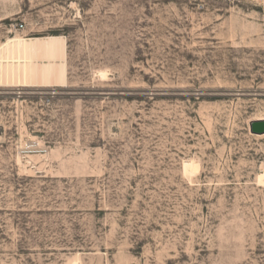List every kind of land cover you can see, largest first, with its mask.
Returning <instances> with one entry per match:
<instances>
[{
  "label": "rangeland",
  "instance_id": "obj_1",
  "mask_svg": "<svg viewBox=\"0 0 264 264\" xmlns=\"http://www.w3.org/2000/svg\"><path fill=\"white\" fill-rule=\"evenodd\" d=\"M0 18V57L22 60L0 86V264H264V6L0 0ZM35 67L66 80L17 79Z\"/></svg>",
  "mask_w": 264,
  "mask_h": 264
},
{
  "label": "bare ground",
  "instance_id": "obj_2",
  "mask_svg": "<svg viewBox=\"0 0 264 264\" xmlns=\"http://www.w3.org/2000/svg\"><path fill=\"white\" fill-rule=\"evenodd\" d=\"M3 45V44H2ZM7 45V44H6ZM48 46V45H47ZM54 46V45H53ZM48 50H50V53H53V50H54V47L52 48V46H48L47 47ZM3 48H0V54H1V50ZM47 50V49H46ZM46 52V51H45ZM49 52V51H48ZM14 53V52H13ZM41 53V51H40ZM3 54V53H2ZM13 55V54H12ZM39 55V54H38ZM47 55V54H46ZM57 55V54H56ZM60 55V54H59ZM2 56V55H1ZM18 56V55H17ZM12 57V56H11ZM39 57V56H38ZM13 58V57H12ZM49 58V57H48ZM2 59V60H1ZM7 59V57H6ZM43 59V58H41ZM50 59V58H49ZM48 59V60H49ZM21 63L22 60H15V59H12L11 61L10 60H3V58L0 57V64L1 66V71H0V86H1V83L5 80V82L7 83H11V82H14V79H15V72H14V63ZM3 63H8L7 65H3ZM10 63H13L10 65ZM51 66V65H50ZM20 68V65L18 66ZM62 68V67H61ZM38 67H35V70L33 71L32 69H30L29 71H26V69H22V71H18L16 73L17 75V79L21 80L23 82H31L33 81L34 79H41L43 80V82L45 81H49L50 78H52L51 76L53 75H56V78L58 79V81L60 83H64L65 82V70L63 69H60L58 72H54V70L50 69V67H48L47 69H43L41 70L40 72H38ZM55 79V78H54ZM56 79V80H57ZM39 81V80H38ZM44 85V83H42ZM48 85V84H47ZM63 85V84H62Z\"/></svg>",
  "mask_w": 264,
  "mask_h": 264
},
{
  "label": "water",
  "instance_id": "obj_3",
  "mask_svg": "<svg viewBox=\"0 0 264 264\" xmlns=\"http://www.w3.org/2000/svg\"><path fill=\"white\" fill-rule=\"evenodd\" d=\"M249 133L254 136L264 135V119L250 122Z\"/></svg>",
  "mask_w": 264,
  "mask_h": 264
},
{
  "label": "built area",
  "instance_id": "obj_4",
  "mask_svg": "<svg viewBox=\"0 0 264 264\" xmlns=\"http://www.w3.org/2000/svg\"><path fill=\"white\" fill-rule=\"evenodd\" d=\"M248 1L253 2L260 6L261 5L264 6V0H248ZM14 27L17 31H22L24 29L23 23L16 24Z\"/></svg>",
  "mask_w": 264,
  "mask_h": 264
},
{
  "label": "crops",
  "instance_id": "obj_5",
  "mask_svg": "<svg viewBox=\"0 0 264 264\" xmlns=\"http://www.w3.org/2000/svg\"><path fill=\"white\" fill-rule=\"evenodd\" d=\"M0 19H3V18H0Z\"/></svg>",
  "mask_w": 264,
  "mask_h": 264
}]
</instances>
